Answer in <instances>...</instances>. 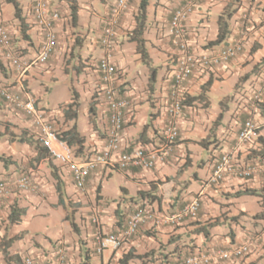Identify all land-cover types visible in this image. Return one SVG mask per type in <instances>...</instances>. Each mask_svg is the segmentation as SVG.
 Masks as SVG:
<instances>
[{
    "label": "crops",
    "instance_id": "0c3cea01",
    "mask_svg": "<svg viewBox=\"0 0 264 264\" xmlns=\"http://www.w3.org/2000/svg\"><path fill=\"white\" fill-rule=\"evenodd\" d=\"M17 1L27 23V37L16 16L15 5L8 0H0V22L9 28L13 52L27 65V71L23 79H19L8 56L10 50L0 46V85L19 89L23 84L38 106L46 109L54 119L57 130H67L77 123L86 138V150L103 149L109 111L97 63L104 52L100 44L103 24L116 0H76L78 19L75 24L71 2L52 0L53 6L62 11L63 18L56 25L58 46L55 53L43 64L36 62L43 34L32 19L34 1ZM188 1L148 0L147 27L143 36L149 64L142 60L137 43L128 36L136 26L141 0H133L121 19L113 60L120 69L116 86L121 96L131 101L122 133L124 147L158 148L161 145L169 121L166 107L176 63L169 23L174 10ZM228 3L230 0L196 2L195 12L187 22L190 45L196 53H204L226 44L224 42L242 39L244 51L218 71L196 75L186 84L187 94L192 99L178 119L180 137L166 158L159 160L153 169L101 168L90 176L86 189L80 191L66 165L46 153L41 154L35 144L28 142L37 138L33 120L0 97V178L17 177L31 171L36 183L33 191L10 192L0 199V242L4 237L14 238L9 248L12 258L7 261L0 250V264H22L23 257L31 253L52 259L55 246L60 242L69 246L67 264H144L152 258L167 260L175 258L179 252L184 255L199 250L213 251L245 241L252 247L245 259L217 264H264V224L260 221L264 219V174L252 179L230 176L219 185L207 183L220 153L232 152L238 165L264 158L260 139L250 145L238 142V133L248 119L261 123L260 137L264 138L261 108L264 90L259 101L253 96L264 88V0H242L230 21L229 36L221 44L209 45L217 38L218 18ZM79 33L81 42L77 44L75 39ZM232 74L237 76L235 93L220 99L218 114L210 113L209 92L217 79L227 81ZM209 79L212 83L206 89ZM51 83L66 87V99L56 102L43 97V93L53 90ZM202 93L206 95L205 100L195 98ZM74 97L79 102L78 118L68 119L63 108ZM92 104L93 121L90 117ZM13 133L16 136L12 139ZM21 135L28 140L20 141ZM54 147L61 148L56 142ZM1 156L8 157L7 165ZM56 174L61 180L63 202ZM105 179L117 181V196H104ZM253 190L262 193L261 196L249 194ZM198 194L202 195V204L196 218L170 225L146 222L137 235L119 248L96 251V227L91 222L96 206L102 210L103 232L119 234L135 209L176 211ZM250 201L259 202L262 211L253 213L254 209L248 206ZM15 202L26 208V214L20 224L10 226L8 215ZM252 216L255 219L251 222ZM40 218L48 224L43 228L39 223L38 228H31ZM201 227L209 230V236L199 231ZM127 255L131 258L125 260Z\"/></svg>",
    "mask_w": 264,
    "mask_h": 264
},
{
    "label": "built area",
    "instance_id": "2783aa9c",
    "mask_svg": "<svg viewBox=\"0 0 264 264\" xmlns=\"http://www.w3.org/2000/svg\"><path fill=\"white\" fill-rule=\"evenodd\" d=\"M32 19L41 28L43 42L36 58L37 63H47L58 46L57 23L62 20V11L54 7L52 0H33ZM133 0H116L109 15L106 17L100 44L103 56L97 63L106 106L109 111V124L106 130V145L101 150H91L90 155L77 157L70 147L59 139L55 121L48 115L46 109L40 108L36 99L28 94L22 84L19 89H14L7 84L0 85V97L16 110L22 111L30 117L35 126L37 139L46 146L53 159L61 161L69 169L74 184L78 190L86 189L90 176L101 168H115L126 170L131 167L153 169L159 160H164L172 150L173 145L180 137L178 119L182 116L183 100L188 92L186 84L196 75L211 74L227 65L244 51V41L234 40L224 45L213 47L204 53H196L190 45L187 22L195 12L198 0H189L178 6L170 19L169 29L171 43L175 46V67L170 85V94L166 113L169 121L165 127L162 142L158 148L139 146L133 149L124 147L122 133L126 125V114L131 101L128 97L121 96L116 80L120 69L113 57L117 45L118 29L121 19L128 10ZM0 46L10 50L8 56L13 67L23 79L27 65L13 52L12 36L6 24L0 22ZM262 87L254 93V99L259 100ZM260 126L253 119L244 122L238 133V142L250 145L258 141ZM54 142L61 148H55ZM31 171H26L17 177L5 176L0 178V199L10 192H30L35 190L36 183L31 176ZM259 174H264V158L238 165L232 152H223L216 156L213 169L207 183L219 185L228 177L235 176L243 179H252ZM202 204V195L198 194L182 208L169 212H154L146 208L135 209L126 219L125 226L119 234L104 233L101 227L102 210L96 206L91 214V222L96 227L97 252L107 248H119L123 242L133 238L140 231L142 224L151 222L155 225L177 224L198 216ZM251 243L248 241L235 243L225 249L205 251L199 250L167 260H148L144 264H217L220 261H235L245 259L251 253ZM54 257L46 259L41 255H26L24 264H67L69 246L60 242L55 246Z\"/></svg>",
    "mask_w": 264,
    "mask_h": 264
},
{
    "label": "trees",
    "instance_id": "16d2710c",
    "mask_svg": "<svg viewBox=\"0 0 264 264\" xmlns=\"http://www.w3.org/2000/svg\"><path fill=\"white\" fill-rule=\"evenodd\" d=\"M10 2H12L15 7H16V16L21 20L22 23V27H23V31H24V37H27L26 34V29H27V23L24 19V17L21 15V7L18 3L17 0H8ZM71 2V15H72V21L74 22V24L77 22L78 19V7H77V3L76 0H69ZM242 0H230V3H228V5L224 8L223 12L220 14L219 18H218V25H219V30H218V35L217 38L215 40L210 41L209 45H217V44H221L223 43L226 38L229 36L230 34V21L232 19V17L234 16L235 12L238 10L240 4H241ZM148 0H141L140 6H139V10H138V14L136 15V26L134 27V29L132 30L131 33L128 34V36H130V39L134 42L137 43V51L138 53H140L142 60L146 63L149 64L150 63V56L148 53V50L146 48V44H145V39H144V32L146 31V27H147V13H148ZM75 42L78 44L81 42V36L80 33L79 35L76 36ZM224 43H228V42H224ZM224 45V44H223ZM212 80L209 79L206 82V89H209V87L211 86ZM76 91L74 90V96L77 97V94L75 93ZM72 99L65 108H63L64 110V114L66 116V118L68 119H77L78 118V114H79V102L77 101V98ZM200 100H205L206 95L200 94L198 97ZM191 97L186 94L185 99L183 100V106L185 107V105H187V103H189L191 101ZM260 100V99H259ZM257 100V101H259ZM209 101L206 100V104H208ZM223 104V101H222ZM262 105V112L264 113V103H261ZM95 114V110H94V106L93 104L90 107V117H91V121H93V115ZM59 139L63 142H65L70 149L73 151V153L77 156V157H83L84 155L88 154L90 155V149L86 150L85 147V142H86V138L85 136L81 133V131L79 130L77 123H74L73 126H71L70 128H68L67 130L64 131H57ZM12 139L13 137L16 136L15 133H13L11 135ZM261 143H262V150H261V155L264 156V138L261 136L259 137ZM258 139V140H259ZM28 139H26L25 137L20 138V141H26ZM28 142H30L31 144H35L36 148L40 151L41 154H48L49 156H51V153L49 151V149L43 145V143H41L39 141V139L36 138V140L31 139L28 140ZM204 142V141H203ZM2 161H4V164L7 165V159L8 157H4L1 156ZM56 179L58 180L57 183V188L58 191L60 193V201L63 202V195H62V187H61V180L60 177L56 174ZM249 194H253V195H257V196H261L262 193L253 190L250 191ZM26 214V208L19 206L16 202L13 203L11 205V209H10V213L8 215V220H9V225H14V224H20L23 220L24 215ZM217 223H213V225H216ZM72 225L73 227H75V223L72 221ZM200 232H204V234L206 236H209L210 232L209 230H207L205 227H201L199 229ZM14 238H8V237H4L2 239V241L0 242V250L4 253L5 258L7 261H9L12 256L9 252V248L13 242ZM182 253L179 252L176 256L177 257H181ZM128 258H131V255H127L125 257V260H127ZM151 260H157L152 258ZM161 260V259H160ZM22 264L23 261H22Z\"/></svg>",
    "mask_w": 264,
    "mask_h": 264
},
{
    "label": "rangeland",
    "instance_id": "374dc122",
    "mask_svg": "<svg viewBox=\"0 0 264 264\" xmlns=\"http://www.w3.org/2000/svg\"><path fill=\"white\" fill-rule=\"evenodd\" d=\"M245 5L247 6V2L245 3ZM215 18H214V24H215ZM155 53H153L154 55ZM155 56V55H154ZM139 69L142 68L141 65H139ZM237 82V76L236 75H230L227 81H221V80H216V83L214 85V87L212 88V90L209 92V97L211 100V107L209 108L210 113L212 114H218L220 112L221 109V104H220V99H222L225 95L227 94H234L235 93V84ZM53 84V85H52ZM76 84V82H75ZM53 90L49 91V92H45L43 93V97L46 99H53L54 101L57 102V100H64L66 99V87L63 86L62 84H54L51 83ZM82 115H80L79 119L81 118ZM259 122V121H258ZM256 122L259 126L261 125V123ZM118 184L117 181H115V179H111V180H104L103 183V193L104 196L106 198H112L113 196H117L118 194ZM249 208L254 209L252 212L256 213L258 211H262L261 210V205L259 202L257 201H250L248 203ZM54 216V215H53ZM55 217V216H54ZM254 217L252 216L251 219H249L251 222L254 221ZM260 221L264 224V219H260ZM39 223H42L43 228L46 226L47 221L43 218H40L39 220H36L32 223V227L31 228H38L39 227ZM48 224V223H47ZM43 230V229H42ZM57 246V245H56ZM33 254V253H31Z\"/></svg>",
    "mask_w": 264,
    "mask_h": 264
},
{
    "label": "clouds",
    "instance_id": "9594fccd",
    "mask_svg": "<svg viewBox=\"0 0 264 264\" xmlns=\"http://www.w3.org/2000/svg\"><path fill=\"white\" fill-rule=\"evenodd\" d=\"M22 261H23V259H22Z\"/></svg>",
    "mask_w": 264,
    "mask_h": 264
}]
</instances>
